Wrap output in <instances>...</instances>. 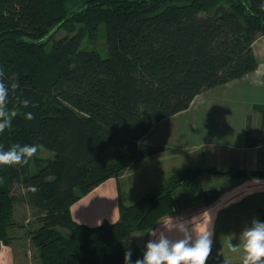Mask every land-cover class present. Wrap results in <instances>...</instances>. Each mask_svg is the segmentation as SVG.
Listing matches in <instances>:
<instances>
[{"label": "trees", "instance_id": "trees-1", "mask_svg": "<svg viewBox=\"0 0 264 264\" xmlns=\"http://www.w3.org/2000/svg\"><path fill=\"white\" fill-rule=\"evenodd\" d=\"M223 1L229 0H0V70L6 82L16 76L17 95L31 101L23 108L10 95L16 116L0 133V150L27 144L53 153L35 173L33 157L27 165L0 167V244L13 239L15 194L23 190L42 212L30 233L39 264H124L128 250L132 264L143 258L133 234H149L179 213L175 190L196 195L200 175L217 171L184 169L132 205L119 201L113 224L77 223L70 207L159 152L142 141L157 124L187 110L201 92L257 69L253 43L264 35V0ZM100 24L105 58L80 48ZM58 30L66 35L52 41ZM254 108L264 128V105ZM229 173L264 177L221 174ZM220 196L209 189L199 199L210 205Z\"/></svg>", "mask_w": 264, "mask_h": 264}, {"label": "crops", "instance_id": "crops-1", "mask_svg": "<svg viewBox=\"0 0 264 264\" xmlns=\"http://www.w3.org/2000/svg\"><path fill=\"white\" fill-rule=\"evenodd\" d=\"M262 43L264 35L253 43V52L258 61L254 72L201 92L187 110L153 127L142 141L161 150L137 163L117 179H108L74 203L70 207L73 220L89 227L113 224L119 219V201L127 206L132 205L164 183L167 176L188 168H201L218 172L210 175L208 171L203 172L199 182L200 178H205L214 183L208 189L219 190L220 198L213 204L205 205L201 200L193 202L197 195L182 190L181 197H176L181 202L179 213L164 217L155 228L167 227L169 217L189 220L207 213L213 220L215 243L217 231L218 236L226 242L231 236L238 238L253 219L264 222L260 212L264 210V177L239 178L221 174L231 170L264 172V128L261 127V116L254 108L255 105H264V98L252 92L264 88V52L256 50V44ZM192 109L200 112L197 133L201 136L199 144H190L195 124L183 123ZM233 121L236 126L232 124ZM219 138L224 140L218 141ZM247 139L250 140L247 142ZM186 163L189 164L182 166ZM226 175L232 179L227 181ZM149 234L143 237L138 233V240L133 235L144 250L152 239ZM232 242L236 244L237 239L233 238ZM235 254L239 257L233 259ZM229 259L233 260L226 264L241 261L238 253L230 254Z\"/></svg>", "mask_w": 264, "mask_h": 264}, {"label": "clouds", "instance_id": "clouds-1", "mask_svg": "<svg viewBox=\"0 0 264 264\" xmlns=\"http://www.w3.org/2000/svg\"><path fill=\"white\" fill-rule=\"evenodd\" d=\"M264 10V4L261 5ZM20 85L16 76L8 77L0 70V133L11 126L16 112L9 110L10 95L16 96L17 103L28 108L30 100L17 95ZM32 112L25 114V119L31 121ZM41 145H13L9 150H0V167H12L29 164ZM30 192H37L36 186H30ZM167 227L153 228L149 236L152 237L145 245L143 258L137 259L135 264H206L213 251L214 224L207 214L192 217L168 218ZM174 233V235H172ZM237 243L229 241L228 247L232 253H238L242 264H264V222L253 219L250 226L240 233ZM132 252H125L124 264H132Z\"/></svg>", "mask_w": 264, "mask_h": 264}, {"label": "rangeland", "instance_id": "rangeland-1", "mask_svg": "<svg viewBox=\"0 0 264 264\" xmlns=\"http://www.w3.org/2000/svg\"><path fill=\"white\" fill-rule=\"evenodd\" d=\"M230 1L235 2V0H229L228 2L223 1L222 5L230 6ZM207 13H212V12H207ZM65 35L66 32L64 30H58V32L55 33V36L53 37L52 41L58 40ZM80 48L83 50H95L100 54L101 57L105 58L108 55V48L106 44L104 24H100L93 35L87 34V36L81 42ZM256 50L264 52V43H262L261 45L256 44ZM252 92H254L256 96H260V97L262 96L264 98V88H258L253 90ZM187 116H188L187 120H185L183 123L185 124L188 122H192L195 124L194 136L191 139L190 144H192V142L194 144L197 143L199 144L201 142V136L198 135L197 133L199 131L200 112L199 111L195 112V109L194 110L192 109V111L189 112ZM180 123L182 122H179V124ZM232 124L236 126L235 121H233ZM182 130L183 129H181V132ZM213 131L216 132L217 130L214 128ZM223 140L224 138L218 139V141H223ZM52 158H53L52 152L40 148L38 153L33 157V160L31 161L32 164L30 166V172L35 173L37 171L38 168L37 163H39V165H42L45 163V161ZM187 164L189 163H186L182 166H187ZM208 174L210 175L212 174V172H209ZM227 175H231V174L229 173ZM169 176H167L166 179ZM228 179H232V177H228L227 181ZM199 183H200L199 192L196 194L197 195L195 196L196 199L193 202L200 201L201 199H199V197L201 196L202 192L209 190L208 188H210V186L214 184L206 181L205 178H200ZM224 184L222 186H224ZM182 190L189 192L186 188H178V190L174 192V196L181 197ZM23 194H24L23 190H19L17 194H15L17 203L15 204L13 219L16 223V226L8 230L9 236L13 238L12 241L9 243L10 245L1 244L0 255L2 256V258L0 259V264H39L38 262L39 258L37 256L34 246L32 245L30 233L36 230L40 226L39 221H40V217L42 216V212L41 210L37 209V206H34L32 203H30L29 200H27L26 195L24 194L23 196ZM218 233L219 232L217 231V238L215 243L213 244V251L209 259L207 260L206 264H226L228 261L239 257V255L236 256L235 254L233 259H229L230 254H232V252L230 251L228 244L230 240L232 241L233 236L229 237L225 242L221 236H218ZM137 234L138 233H135L136 238L138 240L139 235ZM139 234H142L143 237L145 236V233H139Z\"/></svg>", "mask_w": 264, "mask_h": 264}]
</instances>
